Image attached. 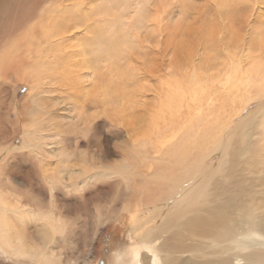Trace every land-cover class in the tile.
Masks as SVG:
<instances>
[{"label": "rangeland", "instance_id": "1", "mask_svg": "<svg viewBox=\"0 0 264 264\" xmlns=\"http://www.w3.org/2000/svg\"><path fill=\"white\" fill-rule=\"evenodd\" d=\"M112 38L117 49L107 55ZM237 63L253 79L235 98L223 83ZM263 70L264 0H2L0 215L13 243L20 235L50 264L134 263V222L151 207L137 205L139 197L165 191L155 177L169 158L160 157L172 164L198 156L188 130L215 133L221 125L219 151L192 170L202 215L196 228L206 229L211 198L219 223L240 219L255 229L264 264ZM169 100L182 107L169 108ZM154 158L158 168L150 167ZM138 170L137 188L131 181L128 188L123 177ZM87 172L115 177L86 180ZM198 242L212 249L205 235L187 241ZM140 246L144 264L151 253ZM0 264L36 263L0 249Z\"/></svg>", "mask_w": 264, "mask_h": 264}, {"label": "bare ground", "instance_id": "2", "mask_svg": "<svg viewBox=\"0 0 264 264\" xmlns=\"http://www.w3.org/2000/svg\"><path fill=\"white\" fill-rule=\"evenodd\" d=\"M1 5H2V0H0V6ZM99 29H100V26L96 28V30H99ZM103 29L104 27L100 29L101 31L100 34H102ZM99 42L97 40L98 46H99ZM110 44H111V47H109L108 45L107 55L111 54V52L113 54L114 51L117 49V47H115V45H117V38L111 40ZM100 47H102V45ZM102 48L101 50L99 49L101 52L103 51ZM104 50H105V47H104ZM261 65L263 66V64ZM239 67L240 65L238 63L237 65H232L231 67L232 70L226 78L227 81L225 80V82L223 83L226 89H228L229 92L235 96V98L238 95L242 84L245 83L244 80L248 79L252 81L253 79L252 75L248 72L242 71V73L240 74ZM258 84L261 86V89L264 90V78L261 79L258 82ZM194 86L195 84L193 85V87ZM172 96H173V93H172ZM169 102H172V101L169 100L167 102L169 108L174 107L175 109H178L182 107L177 102H176V105L170 106L171 103ZM160 104H159V108H160ZM162 106H166V104H163ZM237 109L241 110L242 112V108H237ZM161 111L163 110H160V112ZM170 111L172 110L170 109ZM82 112H85V110ZM164 118H165V114H164ZM222 128L223 126L220 125L215 131V133L211 132L209 129L206 130V128H204L205 131L203 132H197L198 127L195 129L191 128L192 130L191 129L188 130L189 132L187 133L186 138H188V140L190 141L192 137L196 136L195 138L196 148L199 150H202L198 156H193L194 154H192V152H189L190 154L180 156L179 159L177 158L175 162H173L172 164H169L171 159L168 155L165 154V156L160 157V159L169 158V159H165L164 161H162V163H164L163 170L158 172L155 177L158 183L162 184V187L160 189L165 188V191L155 192L154 193L155 198H153L152 200L143 199L139 197L141 201L137 203V205H141L142 207L145 204L151 203L150 204L151 207L147 210L143 208L147 213L146 218H144L143 220H137L136 218H135L136 220L134 219L135 222H134V228H133L134 233L133 234L136 233V237L138 238L140 245H143V247L146 250H149L151 253L149 255L146 253L143 255L144 264H180V263L181 264H241V261H245V260L246 262L243 264H261L259 251L255 250L257 249L255 248L256 246H260V242H258V240H256L253 237L255 236V234L251 233V231L255 232V229L253 228L250 230L251 225L248 223L250 226H247L246 224L242 223L240 219H237L233 223H229V222L219 223L221 208H219V206L211 198H209L208 201H206V203H210L211 212L210 214L203 216L205 218L204 220H207L208 222L206 225L207 227L206 229H202V231H199L196 228V222L199 216H202V215H200L198 212L199 207L201 206V202L197 201V198L199 195H196V190L193 184L194 178H192V175H193L192 170L201 169L203 164H205L208 158L211 156L210 154H213L219 151L218 149L221 143V138H222L221 136L223 135V133H221L220 131L222 132L224 131L222 130ZM195 140L192 141V143H195ZM139 143L141 147L147 148V146L144 145L145 144L144 142H139ZM183 144L184 143H181V145L180 143L176 144V149L179 147H182ZM173 150H175V147H173L172 151ZM222 151H223V148H222ZM167 152H170V151H167ZM147 158L148 157L146 155L145 159L140 161V166L148 162L149 159ZM160 159L154 158L155 163L150 165V167L155 165L158 168L157 164H158V161H160ZM170 165H172V167L179 166V168L172 169L171 167L170 170L166 171L167 169L166 167ZM87 174L88 175L85 176L86 180L87 179L93 180L97 174L104 175V177L106 176L115 177V174L113 173L87 172ZM142 175H144V172L141 170H138L134 173L132 172L126 175V178L123 177V179L126 180L128 188L131 187V185L129 184V182L131 181L130 183H134L132 185V188L136 189L138 185L137 183L139 182V179L136 176H142ZM68 178L71 179L70 176H68ZM50 183H51L50 190L52 193L54 191L53 179L50 180ZM152 185H155V181L153 182ZM100 193L101 192H98V194ZM98 194L96 193V195ZM143 209H139V210H143ZM21 217L23 218V220H26V216H21ZM158 219L161 220L158 224L151 223L152 221L158 220ZM176 227L178 228V230L176 229ZM47 228L51 231H55L54 224L47 225ZM182 230L186 231V235H185L186 242H184L181 239ZM248 230H249V233H248ZM10 231H11L10 225L5 216V212H2L0 215V249L1 250L7 253H12L14 255H22V256L30 257L31 259L35 260L36 264H50V261L52 262V260H49V258L47 257V254H45L42 251L32 253V251L27 250L25 243L22 242L21 240L20 235L17 236V243L14 244L13 239L16 238V236L13 238V235L11 234ZM165 234H168L167 236L169 238L168 237L165 238L166 236ZM203 235H205V240L209 241V243L211 244L212 246L211 250H206L204 247L200 245V242L195 243V244L187 243L188 240L192 241L194 240L195 237L197 236L202 237ZM244 237H249L248 238L249 240L245 239ZM152 244L155 245L154 247H156L158 254L152 251ZM140 245L139 247H137V249L135 248V251L133 252L132 261H135L134 262L135 264H141L140 257H141L142 251H141ZM249 253H251L252 255L249 256V258H247L248 260L247 259L244 260V257H245L244 254H249ZM162 254L163 256L160 259L159 257Z\"/></svg>", "mask_w": 264, "mask_h": 264}]
</instances>
